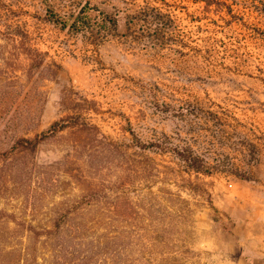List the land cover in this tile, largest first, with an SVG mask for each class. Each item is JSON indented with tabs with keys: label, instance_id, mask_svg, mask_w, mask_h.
<instances>
[{
	"label": "rangeland",
	"instance_id": "1",
	"mask_svg": "<svg viewBox=\"0 0 264 264\" xmlns=\"http://www.w3.org/2000/svg\"><path fill=\"white\" fill-rule=\"evenodd\" d=\"M86 1L116 14L118 29L73 34L45 21L42 0H0V151L94 100L88 119L113 139L128 143L131 122L144 139L167 134L246 169L253 180L201 176L219 213L198 205L196 244L208 264H264V0H227L221 16L197 0H51L61 14ZM152 6L171 19L173 39L147 41L135 18ZM65 143L42 144L27 162L32 181L17 175L16 186L0 163V220L6 211L46 224L60 197L80 192Z\"/></svg>",
	"mask_w": 264,
	"mask_h": 264
},
{
	"label": "trees",
	"instance_id": "2",
	"mask_svg": "<svg viewBox=\"0 0 264 264\" xmlns=\"http://www.w3.org/2000/svg\"><path fill=\"white\" fill-rule=\"evenodd\" d=\"M197 1L209 14L231 9L227 0ZM42 2L45 21L73 34L111 32L120 24L116 14L90 1L64 14L51 0ZM136 16L148 42L173 39L166 22L171 19L161 9L152 6ZM84 101L93 108L71 104L46 130L22 135L0 151L1 175L16 186L17 175L32 181L27 162L42 144L67 138L72 154L63 165L80 186V192L60 197L46 224L5 211L0 264H36L38 251L49 247L46 264H208L211 253L196 244L198 205L215 220L219 212L201 176L222 171L251 181L252 175L173 136L144 139L131 122L124 130L128 143L113 139L88 119L96 102ZM256 153L250 162L260 160Z\"/></svg>",
	"mask_w": 264,
	"mask_h": 264
}]
</instances>
